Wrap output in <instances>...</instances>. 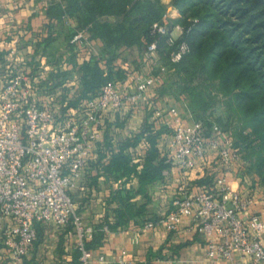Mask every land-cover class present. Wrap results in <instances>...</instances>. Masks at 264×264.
I'll return each instance as SVG.
<instances>
[{"label":"built area","instance_id":"1","mask_svg":"<svg viewBox=\"0 0 264 264\" xmlns=\"http://www.w3.org/2000/svg\"><path fill=\"white\" fill-rule=\"evenodd\" d=\"M183 32L180 25L153 23L144 61L158 62L164 40L170 65L178 63L190 50L181 38ZM72 43L99 57L95 42L84 30L74 34ZM20 66L9 70L0 95V242L15 264L32 249L38 224L46 223L70 228L67 240L75 238L81 264H134L124 254L107 256L86 248L96 228L78 212L74 190L97 150L107 112L141 102H148L169 129L167 162L182 174L171 208L156 220L146 221L142 229L165 226L178 231L189 218L187 230L205 236L212 263L264 262V217L250 211L254 197L230 183L229 176L242 173L246 165L230 133L216 122L209 126L196 120L187 104L165 108L149 102V91L157 83L151 73L131 74L129 84L111 80L97 96L90 94L78 109L64 113L62 104L39 86V77ZM158 66L163 76L173 69L162 63ZM53 68L45 61L39 65L45 74ZM196 171L199 178H192L190 174ZM200 179L209 181L198 184Z\"/></svg>","mask_w":264,"mask_h":264},{"label":"trees","instance_id":"2","mask_svg":"<svg viewBox=\"0 0 264 264\" xmlns=\"http://www.w3.org/2000/svg\"><path fill=\"white\" fill-rule=\"evenodd\" d=\"M174 5L189 20L183 25L181 38L189 44L190 50L178 63H169V68L173 69L166 75H170L171 79L169 84L162 86L160 93L174 97L187 95V105L193 117L209 126L213 122L221 126L207 115L215 97H230L228 106L242 123L241 134L251 128L260 140L257 160L253 164L259 180H254V183L264 187V0H174ZM46 13L48 34L37 42L36 51L39 58L46 55L54 68L45 74L39 69L37 60L14 63L9 69L0 65V95L9 70L16 71L21 65L23 70H31L39 77V86L45 88L49 97L62 104L64 113L78 109L90 94L97 96L107 82H124L127 73L116 62L120 50L137 47L142 48L144 53L145 47L152 41L151 26L157 21H164V6L160 0H51ZM57 25L73 29L67 34V43L72 50L65 61L67 64L62 63L65 54L59 58L60 55L55 56L57 53L53 52L58 36L55 32ZM81 30L98 43L99 57L86 50H75L77 46L71 39ZM163 55L160 50L161 60ZM74 71L78 74L72 80ZM49 80H53L52 85L48 84ZM68 81H71L70 86ZM152 103L159 104L158 100ZM139 110L144 112L139 130L135 128L132 134L118 139L116 130L119 127L125 129L126 117H134ZM169 132L148 102L107 112L102 138L97 142V150L89 159L85 172L96 171L95 175L89 176L91 184L96 185L102 175L121 184L107 199L108 203L118 204L114 208L116 220L110 221L105 216L102 222L94 225L96 232L93 239L86 242V248L101 245L106 233L105 225L110 230H117L132 224L143 226L146 221L159 217L147 215L151 202L149 189L174 166L167 162L171 149L165 143L163 148L160 145L161 141L169 139ZM244 138L243 142H235V146L243 152L245 159L248 152L244 150L250 149L253 141L250 134ZM141 146L144 152L138 156L136 153ZM132 177L138 179L136 189L128 187ZM207 181L200 179L197 183L205 184ZM139 195L141 201L136 200ZM77 208L80 212L79 205ZM37 227L36 245L43 235V229ZM69 230L65 228L60 245ZM0 249H3L7 259H11L1 242ZM80 256L81 252L75 249L70 264H81ZM22 264L37 262L25 256Z\"/></svg>","mask_w":264,"mask_h":264},{"label":"crops","instance_id":"3","mask_svg":"<svg viewBox=\"0 0 264 264\" xmlns=\"http://www.w3.org/2000/svg\"><path fill=\"white\" fill-rule=\"evenodd\" d=\"M16 1L0 0V65H3L6 69H9L14 63L25 64L37 60L40 65L43 61L47 62L46 56L39 58L36 45L48 34L46 25L49 19L46 12L51 0L44 10H39L33 6H25L26 1L20 2V7L15 8L13 4L17 3ZM133 48L137 49L136 47ZM138 117L140 118L139 121ZM143 117L144 112L141 110L135 114L132 120L136 127L140 126ZM169 142V139H167L160 145L163 148L165 143L166 147H169ZM166 172L167 174L164 173L165 177L152 184L149 189L153 198L152 202L157 206L155 212L158 213V216L163 215L171 208L175 187L182 175L180 169L175 165L170 171ZM95 174V170L90 174L86 173L83 180L78 182L74 190L76 204L80 206V213L85 222L89 224L97 225L105 219V216H108L110 221H115L114 208L118 204L108 203L107 199L110 193L118 189L121 184L104 175L98 178L96 185L91 184L90 177ZM190 176L199 178L200 175L196 171L192 172ZM229 179L234 189L249 193L254 197L255 202L250 211L264 217V187L259 183L253 184L252 182L246 185L244 182L246 178L238 174H231ZM132 181H134L132 183L135 186L138 185L136 177ZM139 197L141 196H137L136 200ZM189 221V218H185L182 227L178 231H169L165 226L144 230L142 226L133 224L127 228L108 229L101 245L93 248V250L95 254L104 253L107 256L124 254L134 264H214L206 254L205 236L187 230L186 227ZM38 226L43 229L44 238L47 235L56 236L58 245L60 244L61 235L65 228L54 223L38 224ZM57 228H61L60 236L56 234ZM63 238L64 240L60 245L63 250V261L61 262L70 264L75 250V238H71L69 241L67 235H64ZM38 249L33 256H30L29 252L26 257L38 261L39 255L41 256V253H43V250L38 251ZM6 257L3 249H0V259L6 260ZM7 260L6 264H15L12 259L8 258ZM22 262L19 264H22ZM215 264H229V262L223 260Z\"/></svg>","mask_w":264,"mask_h":264},{"label":"rangeland","instance_id":"4","mask_svg":"<svg viewBox=\"0 0 264 264\" xmlns=\"http://www.w3.org/2000/svg\"><path fill=\"white\" fill-rule=\"evenodd\" d=\"M24 1H26L25 6H28V7L33 6L39 10H42V9L44 10V8H46L50 2V0H17L16 1L17 3H14L13 6L15 8L20 7L19 3L24 2ZM160 1L162 5L164 6V14H163L162 19L165 22H167V24L170 27L173 24L180 25L183 27V25L189 22V20H187V18L183 16L181 11L174 5V0H160ZM55 32L58 33V36H57V40L54 42L55 49L53 50V52L57 53L55 56L60 55L59 58L61 57V54H65L63 58L64 61H62L63 63L70 56V52H72V50H70L69 45L67 43V34L72 33L73 29L69 26L57 25L55 28ZM72 39H71V42H72ZM94 46L99 50L100 46L98 45V43L95 42ZM75 50L79 51L80 49L77 47ZM160 50L164 54L162 56V60H161V56L159 52L160 58L158 62L150 63V62H144V58H143L144 54L142 52L143 51L142 48H137V49L133 48V49H125V50L121 49L120 55L116 62L118 63L119 66H121L120 68L124 69L125 72L127 73L125 77L126 80L124 81V83L129 84V81H130L129 76L135 73H144V74L151 73L156 76L158 81L155 87H153L149 91V94H148L149 102L158 100L159 104L157 105H160L163 107L165 106V108L169 106V104L170 106L182 107L184 104H187L189 102V97L187 95L179 94L178 96L174 97V95L172 94H161L160 93L162 86H164V84H169V80L171 79L170 75L163 76L158 71V63H163L169 66V55H168L169 51H168L167 45L163 44ZM44 56L46 55H43L42 57ZM46 59L48 63L47 56H46ZM63 64H67V63L65 62ZM77 74L78 73L76 71L72 72L71 79L75 80V78H77ZM158 77L160 79H158ZM70 83L71 81L67 82L68 86H70ZM230 101H231L230 97H226L222 95L215 97L214 105L209 109V111L207 112V115L211 116L213 120L218 121L222 126L221 128L224 131L230 133L235 142H239V143L243 142L245 140L244 136L250 134V139L253 141L252 146L250 147V149L248 148L244 150L245 152H248V155H247L248 157L247 158L245 157L244 159L246 162V165L244 168H242L243 173H240L238 175H241V177L244 176L246 178V181H244L246 185L247 183H251V182L255 184L254 180L258 181L259 175L257 173V170L253 167V164L257 160V153L260 147V140L258 139L257 133L254 131V129H251V128L247 129L245 133L243 132V135L241 134V129H242L241 124L242 123L240 119L238 118V115L235 114L232 108L228 106ZM126 118H127L126 126L128 128L124 129L122 127H119V129L116 130L115 133L117 134L118 139H123L125 138V136L127 137L129 134H132L135 128L139 130L140 126L136 127L133 123L132 119L134 117L127 116ZM139 120L140 118L138 117V121ZM143 152H144V148L143 146H141L138 149L136 155L139 156L143 154ZM213 165H214L213 167L216 168L217 164L214 163ZM132 180H134V177H132L131 181H129L128 187L136 189L138 185L135 186L134 183H132L134 182ZM138 200L141 201L142 197H139ZM152 201H153V198L151 196V202H149V205H148V211H149V213L147 214L148 216H151L153 214L158 215V213L155 212V209L157 206H155ZM60 233H61V228H57V233H56L57 236H60ZM57 241L58 239L56 236L54 237L52 235L51 237L50 235H47V237L44 238V236L42 235L40 243L38 245L36 244L33 245L30 251V256H33L35 251L39 248L38 251L43 250L42 251L43 253H41L42 254L41 256L39 255V259L38 261H36L37 264H62L63 262L61 261H63L62 259L63 250L61 249L60 244L58 245ZM7 262H8L7 259L6 260L0 259V264H6Z\"/></svg>","mask_w":264,"mask_h":264}]
</instances>
